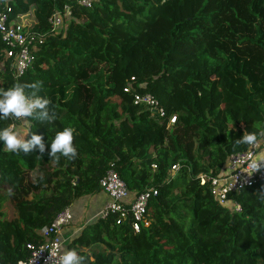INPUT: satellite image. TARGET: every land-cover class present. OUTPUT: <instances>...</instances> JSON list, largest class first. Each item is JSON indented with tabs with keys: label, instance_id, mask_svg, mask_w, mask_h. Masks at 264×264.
I'll return each instance as SVG.
<instances>
[{
	"label": "trees",
	"instance_id": "16d2710c",
	"mask_svg": "<svg viewBox=\"0 0 264 264\" xmlns=\"http://www.w3.org/2000/svg\"><path fill=\"white\" fill-rule=\"evenodd\" d=\"M67 2L0 0L9 22L44 37L22 76L8 64L0 71V90L38 83L56 114L52 124L25 118V139L41 135L44 154L0 151V264L26 259L37 232L100 193L108 170L132 195L156 194L139 232L112 212L66 242L86 264H264V183L230 193L241 208L233 212L199 178L216 177L246 150L244 134L264 141V0L71 3L72 20L53 35L48 17ZM130 83L164 115L135 104ZM20 122L9 117L0 128ZM64 128L74 130L77 156L57 160L47 143Z\"/></svg>",
	"mask_w": 264,
	"mask_h": 264
},
{
	"label": "built area",
	"instance_id": "2783aa9c",
	"mask_svg": "<svg viewBox=\"0 0 264 264\" xmlns=\"http://www.w3.org/2000/svg\"><path fill=\"white\" fill-rule=\"evenodd\" d=\"M68 1L61 8H54L48 17L50 31L53 35L61 33L72 20L73 6L71 3L82 8H90L96 0ZM43 39V34L26 29L21 24L9 22L7 15L0 10V41L4 44V49L0 53V71H3L5 65L8 64L13 77L22 76L32 65L34 53L42 44ZM137 87L144 89L145 85L142 83ZM124 91L133 95L135 104H141L151 112L164 115V110L151 94L138 93L137 88L131 83L125 86ZM18 120L25 123V118ZM175 121L176 117L172 116L169 124L172 125ZM254 163H259L260 166L255 168ZM177 169V165L172 166L168 176L172 177ZM199 178L201 185L206 181L209 182L210 192L218 204L233 212H240V206L229 199L228 195L238 193L242 188L250 187L256 182L264 183V143L256 141L246 150L231 154L222 172L216 177L202 174ZM99 186L101 193L107 198L99 218H104L112 212L117 213L118 222L127 223L135 233L139 232L148 200L156 194V190L149 188L134 196L113 170L105 173ZM72 220L71 207L58 213L48 226L37 232L41 242L37 245L27 244L29 256L16 264H60L61 254L66 252L63 233Z\"/></svg>",
	"mask_w": 264,
	"mask_h": 264
},
{
	"label": "clouds",
	"instance_id": "9594fccd",
	"mask_svg": "<svg viewBox=\"0 0 264 264\" xmlns=\"http://www.w3.org/2000/svg\"><path fill=\"white\" fill-rule=\"evenodd\" d=\"M27 88H31L30 93L26 92ZM40 90V85L34 83L31 85L15 83L12 87L6 90H0V121L9 117L31 118L41 123L47 122L52 124L56 119L55 112L49 107L50 100L46 97H40L37 92ZM29 139H21L17 130L13 127L0 128V142L4 147L0 151L10 153L28 154L33 149L40 154H44L46 150L45 142L41 135L28 132ZM74 130L72 128H64L56 132L51 140L47 143V154L55 157L57 160L60 157L69 159L77 156V149L73 144ZM257 141V135L249 132L244 134L239 140V143L253 145ZM255 168L260 166L259 163H254ZM60 264H86V258L78 255L76 250H68L61 254Z\"/></svg>",
	"mask_w": 264,
	"mask_h": 264
},
{
	"label": "crops",
	"instance_id": "0c3cea01",
	"mask_svg": "<svg viewBox=\"0 0 264 264\" xmlns=\"http://www.w3.org/2000/svg\"><path fill=\"white\" fill-rule=\"evenodd\" d=\"M22 125L23 124L20 123V125H13L12 127L14 130L18 131L20 138L24 139L26 136V128ZM106 200V196L100 191V193L94 195L83 196L70 206L73 220L63 233V237L66 242L76 237L80 233L83 226L98 220L99 214Z\"/></svg>",
	"mask_w": 264,
	"mask_h": 264
},
{
	"label": "rangeland",
	"instance_id": "374dc122",
	"mask_svg": "<svg viewBox=\"0 0 264 264\" xmlns=\"http://www.w3.org/2000/svg\"><path fill=\"white\" fill-rule=\"evenodd\" d=\"M23 22H26L25 19H24ZM22 24H23V23H22ZM20 123L23 124V125H22L23 127L25 126L24 123H22V122H20ZM22 131L25 132L24 130H22ZM259 141H261V140H259ZM262 142L264 143V141H262ZM173 176H174V175H173ZM173 176H172V177H173Z\"/></svg>",
	"mask_w": 264,
	"mask_h": 264
}]
</instances>
